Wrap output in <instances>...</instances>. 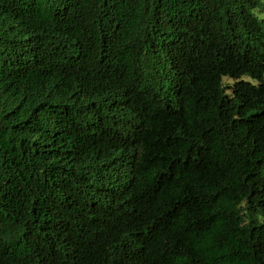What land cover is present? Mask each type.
<instances>
[{"label": "trees", "instance_id": "16d2710c", "mask_svg": "<svg viewBox=\"0 0 264 264\" xmlns=\"http://www.w3.org/2000/svg\"><path fill=\"white\" fill-rule=\"evenodd\" d=\"M263 10L0 0V264H264Z\"/></svg>", "mask_w": 264, "mask_h": 264}, {"label": "rangeland", "instance_id": "374dc122", "mask_svg": "<svg viewBox=\"0 0 264 264\" xmlns=\"http://www.w3.org/2000/svg\"><path fill=\"white\" fill-rule=\"evenodd\" d=\"M263 1V3H264V0H262ZM258 15L259 16H261V17H264V10L263 11H260L259 13H258ZM231 82L232 80L231 79H228V78H225V82Z\"/></svg>", "mask_w": 264, "mask_h": 264}]
</instances>
